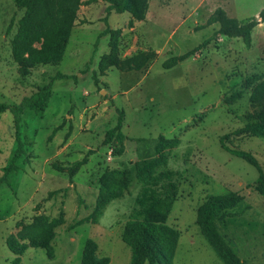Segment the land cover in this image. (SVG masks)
I'll return each mask as SVG.
<instances>
[{
  "label": "rangeland",
  "instance_id": "374dc122",
  "mask_svg": "<svg viewBox=\"0 0 264 264\" xmlns=\"http://www.w3.org/2000/svg\"><path fill=\"white\" fill-rule=\"evenodd\" d=\"M106 6L104 0H80L60 59L21 74L12 39L25 8L0 0V102L17 104L55 73L66 75L52 80L42 111L21 114L22 151L7 183L0 182V264L17 256L6 244L17 223L41 215L49 224L32 237L45 248L27 246L19 264H80L88 240L98 256L108 257L107 264H126L130 249L121 232L143 185L137 169L160 153L165 161L154 173L163 175L149 184L170 197L165 224L178 234L172 263L223 264L195 223L196 209L210 195L237 191L241 201L215 217L216 229L242 264H264V196L253 189L258 169L219 141L226 134V146L249 151L264 173V136L234 133L249 121L255 109L250 91L264 77V22L252 29L248 47L238 37L212 38L217 23L198 28L218 6L243 22L257 15L264 0H148L144 20ZM106 27L114 32L113 50L111 34H101ZM209 37L192 56L164 66ZM110 53L142 64L102 66ZM119 112L121 127L107 143L105 133ZM160 137L177 143L159 148ZM15 147L12 115L5 110L0 177ZM80 159L85 162L73 176L55 168ZM123 170L130 181L122 194L106 202L95 222L79 223L94 210L101 177L116 179Z\"/></svg>",
  "mask_w": 264,
  "mask_h": 264
},
{
  "label": "trees",
  "instance_id": "16d2710c",
  "mask_svg": "<svg viewBox=\"0 0 264 264\" xmlns=\"http://www.w3.org/2000/svg\"><path fill=\"white\" fill-rule=\"evenodd\" d=\"M107 2L106 10H114L117 13L128 12L134 19L144 20L148 9V0H104ZM18 7H24V15L18 21V29L12 39V55L19 64L18 71L27 74V68L40 64L56 62L62 56L65 45L68 41L73 21L76 18V8L80 0H14ZM106 22V18H103ZM264 22V7L260 9L255 17L240 22L237 18L229 16L226 11L218 6L206 18L204 23L198 28L217 23V29L212 33V38L217 35L227 37H238L248 47L251 43V32L255 25ZM111 34L110 45L112 50L115 48L114 32L106 27L101 34ZM211 37L204 39L193 49L173 55L165 62V67H170L193 55L194 51L201 48ZM39 42V46L33 43ZM135 57L120 60L116 55L110 53L102 57V66L114 65L119 68L138 69L142 63H131ZM145 60L142 59V62ZM66 75L60 72L55 73L50 80L39 86L30 95L23 97L17 104L0 102V113L9 110L15 131L16 147L13 155L2 170L0 182L7 183V175L11 170L16 169V160L22 151V141L19 135V122L21 114L25 109L39 112L48 103L52 91V80L65 78ZM235 95L228 98L232 100ZM249 101L255 107L249 114V121L234 133H246L251 136H264V77L252 87L249 94ZM122 113L119 112L116 123L105 133V142H110L114 133L121 127ZM222 135L219 139L222 148L229 153L243 158L248 163L258 169V176L253 187L254 191L264 196V173L260 170L254 156L241 149L227 147L225 138ZM177 143L176 138L164 139L160 137L159 148L173 146ZM115 153H120L121 149L113 147ZM165 158L162 153L152 161L137 169L136 176L143 183L142 188L136 197V206L126 220L121 239L130 249V258L126 264H173L172 258L177 244V232L165 224V218L170 207L169 195H161V189H151L149 183L156 184L161 179L163 173H154V166L164 163ZM85 159L73 162L68 167L56 166L55 168L67 171L69 176H73ZM130 175L127 170L118 173L116 179L111 176L101 177V189L97 195L94 210L84 217L79 223L84 221L95 222L100 210L111 198L118 197L127 187ZM242 199L237 191L208 196L196 209L195 223L201 235L207 241L217 257L223 264H242V260L225 243L222 236L216 229L215 217L226 212L229 208L238 204ZM49 224L47 217L38 216L30 223H17L18 230L15 234H10L6 239L8 248L17 256L10 264H19V255L27 246L45 248L42 243H35L33 235L42 230ZM26 238L28 244L20 242ZM108 257L98 256L95 253V243L91 240L86 241L82 251L80 264H107Z\"/></svg>",
  "mask_w": 264,
  "mask_h": 264
}]
</instances>
